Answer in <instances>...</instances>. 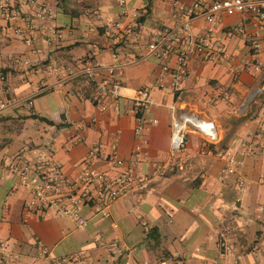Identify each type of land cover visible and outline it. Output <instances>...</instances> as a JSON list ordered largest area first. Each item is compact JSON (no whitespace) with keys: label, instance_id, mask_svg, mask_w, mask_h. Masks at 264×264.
Here are the masks:
<instances>
[{"label":"crops","instance_id":"crops-1","mask_svg":"<svg viewBox=\"0 0 264 264\" xmlns=\"http://www.w3.org/2000/svg\"><path fill=\"white\" fill-rule=\"evenodd\" d=\"M178 1L189 4L193 0ZM40 2L50 7V16L32 24L30 46L0 34V73L6 75L17 100L0 118V237L17 257L7 264H47L40 250L74 256L68 264H264V94L248 100L253 90L264 86V71L244 69L245 63L264 61V24L251 14H222L220 27L209 33L204 18H193L191 33L215 40L226 56L193 57L188 79L174 92L169 75L163 78L164 86H159L160 62L147 55V45L154 30L174 26L182 16L170 0H126L138 17L126 19L118 50V62L124 65L120 96L99 111L90 98L92 92L77 78L40 94L36 91L54 80L47 68L62 58L78 63L90 56L111 62L103 41L104 24L118 18L119 0ZM87 8H98L100 15L87 14ZM0 24L3 28L4 22ZM15 24L25 27L21 20ZM235 27L244 32L224 36L223 32ZM249 38L261 40L262 47L253 51ZM8 54L27 59L30 65L11 64L5 60ZM134 59L140 61L134 63ZM170 60L174 64V57ZM141 86H149L151 92L141 115L157 122L145 133L148 144L132 168L136 179L132 188L110 204L106 217L94 213L92 203L82 207L85 226L51 215L23 221L21 211L28 193L23 188L12 190L14 179L1 163L31 147L51 143L58 166L73 176L93 146L108 151L116 139L125 160L120 169H125L136 141L132 96ZM223 90L227 98L209 101ZM31 97L30 107L21 103ZM185 113L214 121L220 140L199 153L195 143L203 138L191 127L186 136L191 161L183 169L174 167L157 176L154 171L170 163L172 121ZM226 150L242 160L238 171L230 175L223 171ZM93 164L109 168L102 157ZM238 177L248 184L236 202ZM144 178V182L137 181ZM234 213L249 220L228 235L233 250L223 255L217 243L219 230ZM114 242L117 249L111 246Z\"/></svg>","mask_w":264,"mask_h":264},{"label":"built area","instance_id":"built-area-1","mask_svg":"<svg viewBox=\"0 0 264 264\" xmlns=\"http://www.w3.org/2000/svg\"><path fill=\"white\" fill-rule=\"evenodd\" d=\"M170 2L183 19L174 26H164L154 30L147 45V55L160 62L159 86H164L163 78L165 75H169V87L174 92L178 91L188 79L190 62L193 57L201 56L208 59L215 55L226 56L225 50L215 40L191 33L190 22L193 18L197 16L204 18L209 33L220 27L222 14H251L264 24V0H211L210 2L193 0L189 4L178 0H170ZM119 5L118 18L104 24L103 41L109 51L111 62L105 63L90 56L83 57L78 63L62 58L47 68V74L53 76L54 80L51 83L38 86L36 94L55 89L63 82L75 79L80 75H86L96 80L92 90V102L99 111H105L110 101L118 99L121 89L119 76L124 68V65L118 62V50L122 44L124 24L127 18L137 19L138 17L136 11L127 7L126 0H119ZM25 7L29 8L28 11ZM86 13L98 17L100 10L87 8ZM48 16H50V7L40 0H0V21L4 22L3 28L0 24V34L1 36L9 34L10 37L30 46L32 40L29 31L32 24ZM17 20H21L25 27L16 25ZM243 32L242 27H235L223 33L226 37H232ZM176 43L179 44L178 49L175 50ZM249 47L253 51H258L262 47V41L249 38ZM171 57H174V64H171ZM5 60L15 66L30 65L27 59L13 54L6 55ZM138 61L140 60L134 59L133 62L137 63ZM244 69L247 71L262 69L264 71V61L255 59L245 63ZM254 91L257 92L250 100L259 93L264 94V86L252 92ZM227 97V90H223L213 95L209 101ZM149 102V86H141L134 91L132 103L136 124L133 133L136 141L131 150L129 165L125 169H120L125 164V160L119 154L116 139L109 145L108 151H104L97 145L93 146L91 154L80 163L78 172L73 176L67 175L60 169L54 159L51 143L31 147L24 153H18L4 160L1 163L2 168L14 179L12 190L23 188L28 193L21 211L23 221L36 216L51 215L69 217L77 221L79 226H85L86 220L81 214V208L89 203H92L94 213L106 217L110 204L129 191L136 182L132 168L141 161L144 147L148 144L145 133L149 131L151 125L157 122L155 119L146 120L141 115ZM15 103L17 100L11 93L6 75L0 73V118L3 110ZM21 103L30 107L32 97L21 101ZM191 127L203 138V142L195 143V148L199 153L204 152L203 147L215 144L220 140V131L214 121L203 120L195 114L186 113L175 118L172 121L168 150L170 163L167 167L154 171L155 175L164 176L167 170L174 167L183 169L191 161L193 153L189 150L186 140ZM118 135L119 131L114 136L118 137ZM222 156L225 160L224 173L228 175L236 173L242 160L231 150L224 151ZM99 157L104 159L109 168L98 169L94 166V160ZM146 179H137V181L144 182ZM247 184L245 178H237L236 186L240 196L236 198V202H239L241 195L246 192ZM248 220V218L234 213L223 222L217 241L223 255H230L233 250L228 235L243 227ZM111 246L113 249L118 248V244L115 242ZM39 256L45 259L47 264H68L75 258L71 255L55 256L45 250H40ZM16 258V255L9 252L6 243L0 237V264H7Z\"/></svg>","mask_w":264,"mask_h":264},{"label":"trees","instance_id":"trees-1","mask_svg":"<svg viewBox=\"0 0 264 264\" xmlns=\"http://www.w3.org/2000/svg\"><path fill=\"white\" fill-rule=\"evenodd\" d=\"M142 18H143V17H141L139 20L142 21ZM75 79H76V78H75ZM77 79L80 80L81 85H83L84 89H86V90L89 91V92H92L93 87H94V84H95V81H96L95 79L93 80V79L87 77L86 75H80V76L77 77ZM90 98H91V100H92V95L90 96ZM34 118H38V119H40V120H43V121H45V122L48 123V124H53L52 121L47 120V119H45V118H43V117L35 116Z\"/></svg>","mask_w":264,"mask_h":264},{"label":"bare ground","instance_id":"bare-ground-1","mask_svg":"<svg viewBox=\"0 0 264 264\" xmlns=\"http://www.w3.org/2000/svg\"><path fill=\"white\" fill-rule=\"evenodd\" d=\"M256 92H257V91L252 92V93L250 94L248 100H250V99L256 94Z\"/></svg>","mask_w":264,"mask_h":264},{"label":"rangeland","instance_id":"rangeland-1","mask_svg":"<svg viewBox=\"0 0 264 264\" xmlns=\"http://www.w3.org/2000/svg\"><path fill=\"white\" fill-rule=\"evenodd\" d=\"M150 95H151V92H150ZM258 95V94H257Z\"/></svg>","mask_w":264,"mask_h":264}]
</instances>
